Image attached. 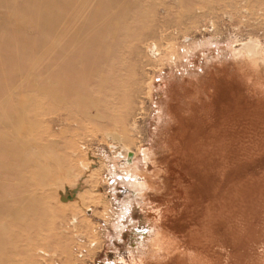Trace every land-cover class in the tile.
Here are the masks:
<instances>
[{
	"label": "rangeland",
	"instance_id": "1",
	"mask_svg": "<svg viewBox=\"0 0 264 264\" xmlns=\"http://www.w3.org/2000/svg\"><path fill=\"white\" fill-rule=\"evenodd\" d=\"M215 66L264 89V0H0V264L144 258L160 183L129 211V153L161 163Z\"/></svg>",
	"mask_w": 264,
	"mask_h": 264
},
{
	"label": "bare ground",
	"instance_id": "2",
	"mask_svg": "<svg viewBox=\"0 0 264 264\" xmlns=\"http://www.w3.org/2000/svg\"><path fill=\"white\" fill-rule=\"evenodd\" d=\"M229 68L213 67L197 94L184 93L187 106L162 108L164 126L174 124L163 132L168 152L153 171L150 151L142 160L129 153L134 174L126 180L137 195L125 206L144 204L150 185L137 176L149 172L159 179L162 214L151 220L152 240L139 246L149 247L144 258L107 264H264V89Z\"/></svg>",
	"mask_w": 264,
	"mask_h": 264
},
{
	"label": "water",
	"instance_id": "3",
	"mask_svg": "<svg viewBox=\"0 0 264 264\" xmlns=\"http://www.w3.org/2000/svg\"><path fill=\"white\" fill-rule=\"evenodd\" d=\"M130 156H133L132 153H130Z\"/></svg>",
	"mask_w": 264,
	"mask_h": 264
}]
</instances>
